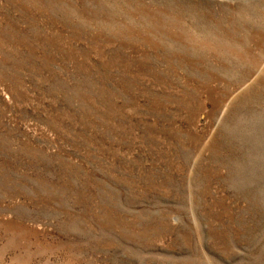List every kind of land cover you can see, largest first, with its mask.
Instances as JSON below:
<instances>
[{
  "label": "rangeland",
  "instance_id": "374dc122",
  "mask_svg": "<svg viewBox=\"0 0 264 264\" xmlns=\"http://www.w3.org/2000/svg\"><path fill=\"white\" fill-rule=\"evenodd\" d=\"M0 264H264V0H0Z\"/></svg>",
  "mask_w": 264,
  "mask_h": 264
}]
</instances>
